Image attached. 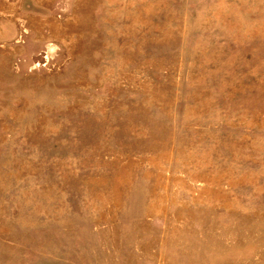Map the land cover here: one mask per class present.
I'll return each mask as SVG.
<instances>
[{"label": "rangeland", "instance_id": "rangeland-1", "mask_svg": "<svg viewBox=\"0 0 264 264\" xmlns=\"http://www.w3.org/2000/svg\"><path fill=\"white\" fill-rule=\"evenodd\" d=\"M0 264H264V0H0Z\"/></svg>", "mask_w": 264, "mask_h": 264}]
</instances>
